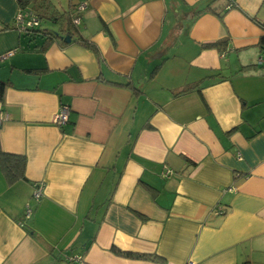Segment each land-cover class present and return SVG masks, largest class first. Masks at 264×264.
Returning a JSON list of instances; mask_svg holds the SVG:
<instances>
[{
    "label": "crops",
    "instance_id": "crops-1",
    "mask_svg": "<svg viewBox=\"0 0 264 264\" xmlns=\"http://www.w3.org/2000/svg\"><path fill=\"white\" fill-rule=\"evenodd\" d=\"M78 4L44 41L0 0V150L25 157L0 168V264H264V0Z\"/></svg>",
    "mask_w": 264,
    "mask_h": 264
},
{
    "label": "trees",
    "instance_id": "trees-1",
    "mask_svg": "<svg viewBox=\"0 0 264 264\" xmlns=\"http://www.w3.org/2000/svg\"><path fill=\"white\" fill-rule=\"evenodd\" d=\"M19 9H30L36 13L39 17V25L25 31L27 35H41L45 37L44 41H51L60 38L61 33L60 28L65 26V31L68 37L74 36L77 34V24L73 22V19L76 17L80 18L79 11L76 9H70L65 11H59L52 0H17ZM209 10H212L220 20H222L224 12H216L210 5H207ZM49 20L50 22L59 24L58 29H52L47 27H42V22ZM14 27V25H13ZM15 28V27H14ZM61 39V38H60ZM63 40V39H61ZM74 41H78L87 45V42L81 37L77 36L74 38ZM262 47H264V36L261 37ZM226 45V40H216L209 43H204L202 47L204 48H217L222 50ZM126 85H129L126 84ZM6 82L0 80V102L2 101L4 89ZM191 86H184L176 93H180L186 90H189ZM232 131V130H231ZM0 168L6 180L8 182H13L17 179L25 178L24 169H25V157L23 155L7 153L0 150ZM33 234L32 230H29ZM111 251L117 255L131 257V258H146L144 254L122 251L114 246L111 247ZM70 261V259H68Z\"/></svg>",
    "mask_w": 264,
    "mask_h": 264
},
{
    "label": "built area",
    "instance_id": "built-area-1",
    "mask_svg": "<svg viewBox=\"0 0 264 264\" xmlns=\"http://www.w3.org/2000/svg\"><path fill=\"white\" fill-rule=\"evenodd\" d=\"M84 4H78L76 9L78 11L83 10ZM73 22L75 24L80 23V18L76 17L73 19ZM39 25V17L36 15V13L30 9H19L16 12V15L14 17V27L19 30V31H25L27 29L36 27ZM13 51H7L4 54L0 56L1 59L11 55ZM258 63L264 64V47H262L260 55L258 56ZM68 114H69V108L66 105H61L58 112L54 116V123L61 127L66 121L68 120ZM7 114L3 112L2 107H1V102H0V126L3 124V122L7 119ZM173 172L172 169L169 167H164L162 171V176L166 177L169 176ZM34 189L32 192V197L34 199H39L42 196V188L43 185L41 183H34L33 184ZM219 212H223L222 209L218 208ZM32 213V207L29 206V204L25 205L24 208V218L27 219ZM70 260H78L79 256L69 258ZM187 264H198L193 260H189Z\"/></svg>",
    "mask_w": 264,
    "mask_h": 264
},
{
    "label": "rangeland",
    "instance_id": "rangeland-1",
    "mask_svg": "<svg viewBox=\"0 0 264 264\" xmlns=\"http://www.w3.org/2000/svg\"><path fill=\"white\" fill-rule=\"evenodd\" d=\"M52 1H54V4L59 11H63L67 9L68 0H52ZM58 26L59 24L50 22L49 20H45L42 22V27L58 29Z\"/></svg>",
    "mask_w": 264,
    "mask_h": 264
},
{
    "label": "water",
    "instance_id": "water-1",
    "mask_svg": "<svg viewBox=\"0 0 264 264\" xmlns=\"http://www.w3.org/2000/svg\"><path fill=\"white\" fill-rule=\"evenodd\" d=\"M61 39H66V41H69L70 38L68 37V35H64V36H60Z\"/></svg>",
    "mask_w": 264,
    "mask_h": 264
}]
</instances>
